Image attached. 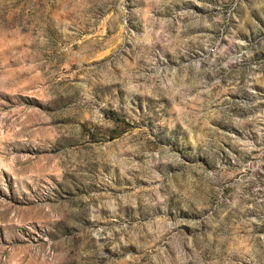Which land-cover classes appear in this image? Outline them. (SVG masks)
Returning a JSON list of instances; mask_svg holds the SVG:
<instances>
[{
  "label": "rangeland",
  "instance_id": "374dc122",
  "mask_svg": "<svg viewBox=\"0 0 264 264\" xmlns=\"http://www.w3.org/2000/svg\"><path fill=\"white\" fill-rule=\"evenodd\" d=\"M0 264H264V0H0Z\"/></svg>",
  "mask_w": 264,
  "mask_h": 264
}]
</instances>
